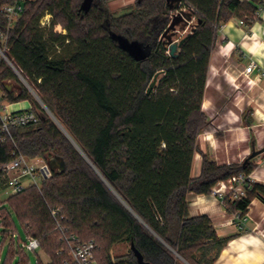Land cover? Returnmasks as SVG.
Segmentation results:
<instances>
[{"label":"trees","instance_id":"obj_1","mask_svg":"<svg viewBox=\"0 0 264 264\" xmlns=\"http://www.w3.org/2000/svg\"><path fill=\"white\" fill-rule=\"evenodd\" d=\"M82 1L27 0L9 32L7 56L71 137L34 107L38 120L14 128L13 139L0 142V166L15 148L30 158L58 155L66 162L41 188L0 199L1 244L17 230L16 216L50 258L37 264H67V252L58 253L64 243L51 215L59 208L70 231L98 244L97 264H138L131 242L153 264H183L173 250L190 264H213L228 238L216 234L208 215L190 214L189 194H210L218 182L249 174L253 164H219L203 154L200 175H192L198 137L209 123L202 105L221 26L233 17L251 26L258 20V0H181L194 23L176 56L163 37L176 2L136 0L114 14L107 0H94L88 12L80 9ZM8 2L0 0V8ZM47 14L51 26L42 24ZM6 25L0 11V28ZM112 32L144 43L150 54L137 60ZM17 77L0 63L5 98L36 104L24 85L7 89L6 80ZM5 184L0 172V187ZM258 194L264 200V185L252 182L247 197L226 205L246 213ZM120 243L130 251L114 258L112 248ZM8 255L6 264L15 255L16 264L29 262L14 245Z\"/></svg>","mask_w":264,"mask_h":264},{"label":"crops","instance_id":"obj_2","mask_svg":"<svg viewBox=\"0 0 264 264\" xmlns=\"http://www.w3.org/2000/svg\"><path fill=\"white\" fill-rule=\"evenodd\" d=\"M111 12H124L136 0H107ZM119 13V14H120ZM63 31V30H62ZM64 32L63 34H65ZM255 63L250 73L246 67ZM264 19L251 26L237 17L224 23L212 52L203 111L209 123L198 137L192 175L201 173L203 154L219 164L243 163L250 158L253 169L249 177L264 185ZM11 91L19 87L5 82ZM21 101L24 103H21ZM12 102L13 108L31 105L29 100ZM23 104V105H22ZM248 161V162H249ZM12 195V193H10ZM192 216L206 214L214 224L216 234L228 242L213 264H264V200L252 197L243 228L236 214L226 203L210 194H189Z\"/></svg>","mask_w":264,"mask_h":264},{"label":"built area","instance_id":"obj_3","mask_svg":"<svg viewBox=\"0 0 264 264\" xmlns=\"http://www.w3.org/2000/svg\"><path fill=\"white\" fill-rule=\"evenodd\" d=\"M26 1L9 0L8 3H5L0 8L1 13L7 19V25L0 28V63L5 61L11 67L13 63L6 54L9 32L22 16ZM255 15L258 20L264 19V0L257 1ZM50 20L51 15L47 14L43 18L42 24H50ZM241 23L244 24L243 21ZM254 68H256V64L250 63L246 67V72L250 73ZM261 74L264 75V72ZM12 106L13 103L5 98V91L0 85V142H7L9 139H13L14 128L26 126L38 120L37 113L32 105L17 109ZM0 172H3L7 184L12 186V194L21 192L30 186L41 188L43 182L53 174V170L50 168L46 158H30L17 148L12 150L11 159L0 166ZM24 178L27 180L23 181L22 179ZM252 182L249 174L240 172L231 176L228 180L218 182L212 192L218 195L224 203H227L228 200L233 201L247 197ZM51 215L55 222V229L60 235V240L64 243V247L58 253L66 251L68 254L69 260L65 262L67 264H97L95 257L98 244L94 240H82L78 234L70 231L69 227L64 224V216L60 215L59 208H52ZM236 217L239 219L240 227L243 228L248 219L247 214L240 211L236 214ZM11 237V243L15 244V249L18 252H23L25 248L31 251H37L38 249L44 251L37 237L27 234L24 240L18 230L11 233ZM39 260L41 259L39 258L37 262ZM28 264H31L30 259Z\"/></svg>","mask_w":264,"mask_h":264},{"label":"water","instance_id":"obj_4","mask_svg":"<svg viewBox=\"0 0 264 264\" xmlns=\"http://www.w3.org/2000/svg\"><path fill=\"white\" fill-rule=\"evenodd\" d=\"M94 0H83L81 4V10H84L85 12H88L93 4ZM172 2H176L175 4L171 3V7L173 9H176V13L172 16L171 22L166 29L164 33V38L166 39L167 45H168V50L169 54L171 56H176L177 51L179 47L183 44L185 41L186 37H183L180 40H174L173 35L175 32H177L178 27L181 29H185L187 26L191 25L192 28V15L190 11H186L184 9H181V0H172ZM56 29L59 31H62L63 28L60 24L56 25ZM193 31V29H192ZM112 37L118 42V44L127 50L134 58L137 60H142L145 59L151 52L150 47L146 46L144 43L138 41V40H130L120 34H116L112 32ZM14 71L19 75V77L22 79V81L26 84V86L35 94L37 99L40 101L44 109L55 119V121L62 127V129L68 134L66 129L60 124V122L56 119V117L52 114V112L49 110V108L44 104V102L40 99V97L37 95V93L33 90V88L30 86V84L26 81L24 76L21 74V72L13 65L12 66ZM157 77L158 74L155 76L154 80L150 84L148 88V93L152 91V89L155 87L156 82H157ZM7 87V86H6ZM8 90H10L9 87H7ZM69 135V134H68ZM69 137H71L69 135ZM72 139V138H71ZM260 151H253V153L244 161L246 164L250 158L254 157L257 155ZM47 162L50 166V168L55 171L57 170L58 172H63L66 169V162L64 158L58 156V155H52L47 158ZM123 201V200H122ZM134 213V212H133ZM132 251L134 252L138 264H153L150 261L146 260L143 256V254L140 252V250L135 246L134 242H131L130 244ZM173 250V249H172ZM177 256H179L181 259L182 256L175 250H173ZM184 260V259H183ZM185 261V260H184ZM188 263V262H186ZM189 264V263H188Z\"/></svg>","mask_w":264,"mask_h":264},{"label":"rangeland","instance_id":"obj_5","mask_svg":"<svg viewBox=\"0 0 264 264\" xmlns=\"http://www.w3.org/2000/svg\"><path fill=\"white\" fill-rule=\"evenodd\" d=\"M184 10L188 11V9H184ZM113 13L114 14H119L120 12L119 13L118 12H113ZM192 23H194V20H192ZM51 25L52 24H50V26ZM190 30H191V25L187 26L185 29H181L180 27H178L177 32H175V34L173 35L174 40L181 39ZM59 32L64 33V32H67V30L64 28L63 31H59ZM6 82L9 83V84H12L15 87H20L21 85H24L29 90V92H30L32 98L34 99V101H36V104H35V102L33 103L31 100H29L31 102V105L33 107H36V110L38 111V113L39 112L41 113V109H44V107L42 106L40 101L37 99L35 94L22 81V79L19 77V75H18V77L16 79H8V80H6ZM21 103H23V102L21 101ZM44 111L49 116H51L45 109H44ZM22 180L26 181L27 179L24 178ZM11 189H12V186L9 185V184H5L4 186L0 187V199L1 200H6L10 196ZM14 219H15V228L20 233L22 239L25 240L26 237H27V233H26L25 229L23 228V226L21 225V223L19 222V220H18V218L16 216H15ZM2 232H3V228L0 227V264H6V259L9 256L8 254H9L10 245H14V247H15V244L11 243V241H12V237L11 236L7 237V239L3 242V244H1L2 239H3V233ZM104 245H105L104 242H102V243L100 242V252H99L100 255H104ZM129 251H130V246H129L128 243H120V244L115 245L112 248L111 256H113L114 258H119V257H123V256L126 257L128 255V253H129ZM23 253H25L27 256H29L31 264H37V260L39 258L44 263H48L50 261L49 256L44 251H42L41 249H38L37 251H31V250H28V249L25 248ZM174 254L176 255V257H178V259L181 261V263H183V264H188L189 263L185 258L182 257L185 260L184 261L179 256H177V254L175 252H174ZM18 258H19V256L15 255V257L13 258L12 264H16ZM186 262H188V263H186Z\"/></svg>","mask_w":264,"mask_h":264}]
</instances>
